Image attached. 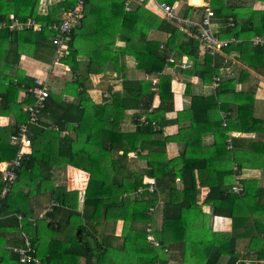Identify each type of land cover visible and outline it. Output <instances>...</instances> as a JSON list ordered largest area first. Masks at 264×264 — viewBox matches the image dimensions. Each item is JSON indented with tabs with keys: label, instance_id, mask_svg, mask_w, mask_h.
Listing matches in <instances>:
<instances>
[{
	"label": "trees",
	"instance_id": "1",
	"mask_svg": "<svg viewBox=\"0 0 264 264\" xmlns=\"http://www.w3.org/2000/svg\"><path fill=\"white\" fill-rule=\"evenodd\" d=\"M125 1L84 0L83 18L63 42L67 54L55 61L67 65L73 78L59 94L49 92L37 122L28 125L31 151L24 155L15 170L16 180L0 198V264H21L17 251L28 250L20 239H24L25 232L31 239V251L26 256L39 264H167L168 249L175 244H182L184 264H216L222 255L228 256L226 264H244L238 262L234 253L232 235L214 233L206 227L205 237L192 231L193 223L203 214L198 204L202 188L208 189L202 204L211 206L212 216L235 219L243 208L242 215L252 217L248 247L257 250L258 259L264 258L260 249L264 239V204H253L258 190L253 191L251 183L242 180L239 181L244 195L231 192L238 182L228 186L242 169H264V144L254 143L250 149L241 150L239 140L232 135L264 132L261 119L254 118L253 95L234 91L235 84L248 79L246 70L240 71L237 78L222 76V59L219 64L204 51L200 60L202 44L198 31L191 30L193 36H185L177 26L143 6L146 0L140 6H129V11L125 10ZM76 2L64 0L49 6L47 15L36 16L35 0H0V26L5 25L0 27V116L14 118L11 124L0 126V162H9L16 155L17 148L11 145L10 137L28 119L19 106L33 103L30 90L37 86L35 78L19 69L12 79L4 71L15 69L27 51L33 59L50 63L57 46L52 43L49 27L60 22V11L72 9ZM208 4L213 18L221 20L223 28L219 35L213 31L215 35L221 40H235L222 52H238L246 69L264 77V44L251 43L254 37L264 40V10L249 8L240 23L237 12L243 7L236 8L223 0H209ZM190 9L194 7L190 5ZM30 20L39 28L9 29L13 21L25 24ZM151 30L166 33L165 43L149 40ZM118 40L124 45L118 46ZM78 56L88 60L83 68ZM170 56L174 57L173 62H168ZM184 56L192 67L182 73L195 75L213 88L211 95L191 97L187 123L167 117L173 110V93L171 76L165 73L166 67L175 66ZM127 57L134 60L136 70L156 78V85L150 78L127 81ZM104 67L121 78L122 90L114 92L109 88L102 102L93 101L88 94V76L98 74ZM21 91L26 96L18 102ZM63 96L72 97V101ZM126 120L133 130H124ZM170 125L178 126L177 132L164 135ZM207 135L212 137L209 144L203 141ZM75 143L81 147L74 149ZM168 143L179 146L177 156L167 155ZM129 153H135L145 167L130 169ZM103 161L114 166V174L104 173ZM64 166L88 174L82 214L77 212V191L55 184L53 169ZM150 184L155 191L138 192ZM3 188L0 175V196ZM46 193L52 202L41 220L34 222L31 199ZM159 195L166 199L161 225L156 226L154 207ZM17 215L22 218L21 224ZM54 215L65 216V224L47 223ZM117 222L121 226L115 235L113 225ZM108 223L112 229L106 233ZM63 227L76 230L64 233ZM5 232H17L20 240L16 244L22 247H7L10 243L1 235ZM188 248L186 256L184 251Z\"/></svg>",
	"mask_w": 264,
	"mask_h": 264
},
{
	"label": "crops",
	"instance_id": "2",
	"mask_svg": "<svg viewBox=\"0 0 264 264\" xmlns=\"http://www.w3.org/2000/svg\"><path fill=\"white\" fill-rule=\"evenodd\" d=\"M64 0H35V4L33 7V11L36 16H45L48 13V7L51 5H55L59 2H62ZM166 0V2H162L164 4H167L171 7H173L175 13L178 16L181 17H188L192 20H200L203 14L202 5L206 2V0H198V3L200 5H192V0H178L172 5H170ZM230 1V4H232L236 8L243 7L242 11H238V22L241 23V17L244 14H247V10L251 8L252 10H264V0H223V2ZM155 2V3H154ZM209 3V0H207ZM157 3L161 4L160 2H157V0H146L143 4V0H126L125 10L126 7L131 8L140 6L143 4L145 7L151 8L153 11V14H155L157 17L164 20V18L161 16V11L158 8ZM190 5L194 7V9H190ZM190 9L192 12V15L189 17L185 14L186 10ZM130 10V9H129ZM127 10V11H129ZM65 10H62L58 13L59 21H61L63 17V13ZM60 23V22H59ZM221 20L217 18L212 19V28L213 31L216 32V34H220L222 32V26H221ZM222 28V29H221ZM182 34H185V36H193V34L189 31L180 30ZM168 35L164 32L157 31V30H151L148 33V39L156 41L159 44L165 43L167 40ZM256 38V37H254ZM86 42V41H85ZM84 42V43H85ZM118 46H123V42L118 40L117 43ZM201 52L204 53V50L201 48ZM200 52V60H202V53ZM264 55V53H263ZM239 53L236 51H231L229 54L227 53H217L213 56L214 60H217V62L220 64L222 59V67L220 68V73L222 76L226 78H237L239 76L240 71L246 70L248 79L241 81L237 84H235V92H244L248 93L249 95H253V113L254 118L261 119L262 125L261 127L264 130V77L257 72L250 69H246L242 65V63L238 59ZM174 58V57H173ZM264 59V58H263ZM78 61L80 63L81 68L88 62V60L85 57L78 56ZM182 62V63H181ZM184 64V65H182ZM191 62L187 59V57H182L178 60L175 66L173 67H166L165 73L170 74L172 76V93H173V110L167 114V117L169 119H177L180 122L187 123L190 119L189 116V104L190 99L192 96H208L211 95L213 92V88L206 84H204L197 76L195 75H187L183 74V70H189L191 69ZM17 69L21 70L23 74H25L27 77L35 78L38 82H47V86L50 92V87L52 90V93L59 94L61 89L63 88V85L66 82H70L73 78L69 67L65 64H62L61 62H56L55 58L52 59L50 63H47L45 60H35L29 55V51L27 53H24L21 55L19 59L18 66L15 69H10L9 71H4V73L8 74L7 77L14 78ZM171 71L173 73H171ZM264 72V70H262ZM115 74H110L107 68L104 67L103 70H99L98 74H90L88 76L89 79V85H88V94L90 98L98 101H103L105 96H108L110 90L117 92L121 91V78L117 76H113ZM70 76V77H69ZM123 77V76H121ZM125 79L128 81H136L140 79L150 78L155 80L156 78L148 77L144 75L142 72L136 70L135 68V62L132 58L127 57L126 58V76H124ZM157 82V81H156ZM58 85L57 87H54V85ZM187 86V88H186ZM110 88V90H109ZM31 92V90H30ZM25 92L21 91L18 96V102H22L25 99ZM64 100L66 101H72V97L70 96H63ZM34 101V99H33ZM32 104V103H31ZM31 104H23L19 106L22 111L25 112V109L27 106ZM153 104L156 106L158 104V98L155 97L153 100ZM41 112V111H40ZM128 114H132V112H129ZM222 118L225 116L223 113H221ZM14 122L13 117H5L0 116V126H7ZM125 125L124 130L131 131L133 130L132 126ZM178 126L176 125H170L167 126L164 129V135H172L177 132ZM233 138L239 140L238 148L241 150L247 149L251 147L254 143H263L264 144V132H252L249 134L244 133H232ZM205 144H209L212 141V137L207 135L203 139ZM81 144L75 143L73 145V148H80ZM179 146L175 143H168L166 145V153L169 157H175L178 154ZM31 148L27 150L26 154L30 153ZM146 152H142V155H145ZM255 157V156H254ZM6 162H0V170L1 167L4 166ZM82 172L72 168L71 166H64L60 168L53 169L54 174V180L56 185H63L66 187L67 191H77L78 193V202H77V212L79 214H82L83 211V200H84V191L87 183V179L85 178V182L81 178L83 176L81 174ZM72 174V175H71ZM72 176V177H70ZM236 179H234V183L228 185L229 188H231L235 182H238L236 185L238 188L240 187V191L235 194H239L240 192L244 195V188L242 183L240 181H245L251 183L253 191L258 192V198L256 200H253V204H264V169H251V168H245L240 171V174L237 175ZM29 178V176H26ZM33 177V176H31ZM84 177H88V174L85 173ZM82 179V181L80 180ZM240 180V181H239ZM147 179L144 180L146 182ZM76 184H79L76 186ZM72 185V187H71ZM227 186V187H228ZM24 187V186H23ZM179 187V185H178ZM243 188V189H242ZM154 185L150 186L148 185L146 188H139L138 192L142 194L143 191L146 192H153L155 191ZM230 190V189H229ZM208 192L207 188H202L200 191L199 196V202L198 204L201 205L202 210V216L201 218L197 219L192 226V231L198 230V228L206 227L207 229H210L214 233H222V234H230L234 238V253L238 258V262H244V264H264V258L258 259L257 250H253L248 247L250 233L248 231V228L252 227L253 221L250 216H244V209L241 208L237 211V217L235 219L223 217V216H212L211 215V206L203 205L204 198ZM158 203L154 207V219L156 226L161 225L162 222V206L165 198V195H159ZM51 199L48 195V193L43 195H37L34 198L31 199L30 207L33 210V216L32 221L35 222V220H41V218L45 215V210L49 209V206L51 204ZM89 211V210H88ZM239 214V215H238ZM242 215V216H240ZM262 217V215H260ZM17 219L19 220L18 223L21 224V216L17 215ZM264 221V217H262ZM63 223L65 224V216H53L52 220L47 219V223ZM120 223V222H119ZM119 225V230H120ZM64 230V233H71L69 229L66 227H63L62 231ZM114 231V228H113ZM246 231V232H245ZM105 232L109 233V223L105 227ZM119 231L115 233V235H118ZM3 237L10 243L7 247H22V244L24 243V239L19 237V234L17 232H5L1 233ZM24 238L26 237V241L30 242L31 239L29 237V234L25 232L23 234ZM59 236H62V233L59 234ZM21 239L22 244L19 246L16 243ZM198 237H196L197 239ZM263 239V238H262ZM192 240L194 238L192 237ZM260 249L264 251V239L263 244L261 245ZM169 252L167 253V264H184L181 261L182 257V244H175L171 248L168 249ZM190 249H186L184 251L188 256ZM167 252V250H166ZM261 255V254H260ZM228 259L227 255H222L218 262L216 264H226ZM189 260V259H188ZM191 261V260H190ZM188 264V263H187Z\"/></svg>",
	"mask_w": 264,
	"mask_h": 264
},
{
	"label": "built area",
	"instance_id": "3",
	"mask_svg": "<svg viewBox=\"0 0 264 264\" xmlns=\"http://www.w3.org/2000/svg\"><path fill=\"white\" fill-rule=\"evenodd\" d=\"M83 3L84 0H77L74 7L72 9L65 10L63 13V17L60 21V23H55L52 26L49 27V30H51L52 33V43L53 45L57 46V50L55 53L54 58L57 60V58L63 57L65 54H67L66 51H64L65 47L63 45V42L67 40V36L69 35V32L75 28L80 20L83 18ZM193 5V4H192ZM204 11L202 14V17L200 20H192L190 18H184L181 16H178L173 7L161 3L158 5V8L161 11V16L166 20L167 22L177 26L179 30L189 31L196 30L198 31V37L200 40V43L202 44L203 50L210 54L211 56H214L217 53H220L223 51L225 47L228 46L229 43L235 42L234 39H230L229 41L221 40L219 39L212 29L211 24V18H213V12L210 9V6L208 2L206 1L201 6ZM126 10H129L128 7H126ZM1 28L5 27V25H1ZM16 27V28H15ZM23 27H34L36 29L39 28V25L33 20L28 21L25 24H19L16 21H13L9 25V29L13 30ZM254 46L255 45H263L264 40L260 37L254 38L251 42ZM168 62H173V57L170 56L168 58ZM184 65V64H182ZM37 86L31 89V94L34 99L33 103L26 107L25 112L28 115V119L25 123L18 126L17 132L10 137V143L11 145L15 146L17 148V152L15 157L10 160L9 162H6L2 169L0 170L1 180L4 183V188L1 192L0 198L4 197V194L8 190V185L13 184L16 180V173L15 170L20 166L24 155L26 154L27 150L31 147V141L29 138V132H28V125L34 124L37 122L38 115L44 107V101L49 95V89L47 86V82H38L36 80ZM153 184H150L152 186ZM240 191V188L237 186H234L231 190L232 193H238ZM47 210H45L46 212ZM44 212V213H45ZM24 242L26 247H28V250H18L17 252L20 254L19 261L21 264H39V261L35 258H30L26 256L27 252L30 250V242L26 241V237L24 238ZM154 245H157V243H154Z\"/></svg>",
	"mask_w": 264,
	"mask_h": 264
},
{
	"label": "rangeland",
	"instance_id": "4",
	"mask_svg": "<svg viewBox=\"0 0 264 264\" xmlns=\"http://www.w3.org/2000/svg\"><path fill=\"white\" fill-rule=\"evenodd\" d=\"M185 14L186 15H188L189 17L192 15V12L190 11V9H187L186 10V12H185ZM188 18V17H187ZM203 49V48H202ZM202 53V52H201ZM171 73H173L172 71H171ZM70 77V76H69ZM156 81H157V79H155V80H153L152 81V83L154 84V85H156ZM172 76H171V87H172ZM58 85H54V87H57ZM154 90H156V88H153ZM52 90L53 89H51V87H50V92H52ZM38 120V119H37ZM126 123H129V120H126ZM144 153V152H143ZM130 159H129V168L130 169H132V170H139V169H141V168H144L145 167V162H143V161H141V160H138L137 158H136V154L135 153H129V156H128ZM102 166H103V168H104V173H106L107 175H109V176H111L112 174H114V166L109 162V161H103L102 162ZM1 169H2V167H1ZM83 176H81V178L83 179V181L85 182V178H88V177H84L85 176V173L84 172H82L81 173ZM72 175V174H71ZM70 177H72V176H70ZM73 178V177H72ZM82 179H80L81 181H82ZM77 185H79V184H76V186ZM71 187H72V185H71ZM83 204H84V200H83ZM88 210H89V212L92 210V208L90 207V208H88ZM82 218L83 219H85L83 216H82ZM249 218H251V220H252V217H249ZM121 223H119V222H117V223H115L113 226V228H114V232L115 233H117L118 231H119V225H120ZM112 226H111V224L109 225V230L110 229H112L111 228ZM74 229L76 230V227L75 228H72L71 229V232L72 233H74ZM196 231H199V232H201V234H200V236L202 237H205V236H207V231L208 230H206V228H203V227H201L200 226V228H198V230H196ZM253 235H254V233H253ZM196 238V237H195ZM249 242H250V239H249ZM254 242L252 241V244H253ZM249 244V243H248ZM188 261H190V260H188ZM189 264H194V262L192 263V262H188Z\"/></svg>",
	"mask_w": 264,
	"mask_h": 264
},
{
	"label": "water",
	"instance_id": "5",
	"mask_svg": "<svg viewBox=\"0 0 264 264\" xmlns=\"http://www.w3.org/2000/svg\"><path fill=\"white\" fill-rule=\"evenodd\" d=\"M191 3L194 5V4H197L198 3V0H192Z\"/></svg>",
	"mask_w": 264,
	"mask_h": 264
}]
</instances>
